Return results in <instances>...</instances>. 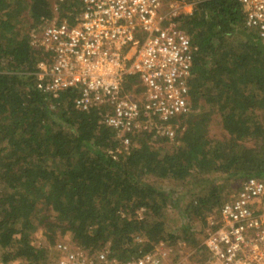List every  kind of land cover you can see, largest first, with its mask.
<instances>
[{
	"label": "trees",
	"instance_id": "trees-1",
	"mask_svg": "<svg viewBox=\"0 0 264 264\" xmlns=\"http://www.w3.org/2000/svg\"><path fill=\"white\" fill-rule=\"evenodd\" d=\"M180 1L192 5L190 14L174 18L189 37L191 111L128 134L124 152L104 123L107 105L80 111L73 92L36 87V63L45 54L30 31L52 17L55 2L57 18L71 21L80 0H0L1 264L45 261L48 247L33 242L37 227L50 245L62 235L92 259L107 247L108 258L126 260L176 243L163 215L170 196L146 176L183 181L221 172L238 183L250 175L264 182V39L244 25L237 0ZM135 85L137 76L127 75L123 93L137 96L143 87ZM212 113L222 139L207 135ZM175 122L183 128L171 150L154 147L157 130ZM217 190L197 194L184 208L189 217L207 208L201 240L208 219L229 199ZM201 240L193 244L208 260Z\"/></svg>",
	"mask_w": 264,
	"mask_h": 264
},
{
	"label": "built area",
	"instance_id": "built-area-1",
	"mask_svg": "<svg viewBox=\"0 0 264 264\" xmlns=\"http://www.w3.org/2000/svg\"><path fill=\"white\" fill-rule=\"evenodd\" d=\"M237 1L244 11V25L264 39V0ZM57 7L55 2L52 17L42 18L30 31L45 54L34 73L39 90L73 92V104L80 111L107 105L104 123L124 145L127 135L143 123L165 122L191 111L189 37L174 25L176 16L191 13V4L80 0L79 12L71 21L57 18ZM127 75H136L143 87L137 96L122 91ZM201 245L209 253L210 264H264L262 180L250 175L238 183L208 219ZM54 249L59 254L55 264H164L169 254L165 244L126 260L108 258L103 251L88 259L82 250L63 242Z\"/></svg>",
	"mask_w": 264,
	"mask_h": 264
},
{
	"label": "rangeland",
	"instance_id": "rangeland-1",
	"mask_svg": "<svg viewBox=\"0 0 264 264\" xmlns=\"http://www.w3.org/2000/svg\"><path fill=\"white\" fill-rule=\"evenodd\" d=\"M53 2V0H50ZM190 4V3H187ZM187 7L184 8V10ZM183 11V10H182ZM135 87H138L136 85ZM131 95V93H129ZM152 125L143 124L140 127V131L144 128H151ZM183 126L178 125L176 122L172 125H164L159 128L156 135L152 137V145L154 147H160L164 150H171L173 142L176 140V136L181 132ZM207 135L212 139H222L224 137V131L221 128L219 117L216 113H212L207 124ZM129 143V142H128ZM121 144V143H120ZM128 145L121 144L118 146L119 150L126 151ZM145 180L153 183L159 188L164 189L169 194V203L164 209V218L167 228L177 236V242L172 245L165 244L169 249L167 260L164 264H210L209 259L204 252H196L195 245L193 244L197 240H201L203 223V216L205 217L206 207L202 208V212L197 216L189 217L184 212V208L187 204L196 203L193 199L197 194L205 195L214 186L217 187L218 194L221 200L231 197L236 191L238 184L237 179L233 176H227L221 172H210L205 174L193 173L192 176L187 177L183 181H175L172 179H159L153 176H146ZM193 199V200H192ZM211 204H206L210 206ZM215 209V207L211 206ZM208 213H206L207 215ZM33 242L35 246H47L49 249L48 256L45 261L40 264H55L59 256L55 251V244L58 242L69 243L76 247L73 242L63 237L62 235H56L54 243L49 244L43 237V229L41 227L35 228L33 232ZM184 237V238H182ZM140 240V239H138ZM108 248V247H107ZM104 249L103 252L109 254V249ZM111 253V252H110ZM88 259H91L88 256ZM1 264V263H0ZM9 264H26L24 261L16 260Z\"/></svg>",
	"mask_w": 264,
	"mask_h": 264
}]
</instances>
